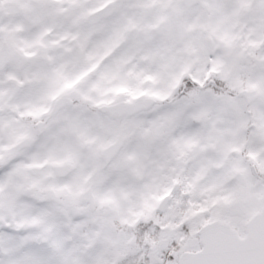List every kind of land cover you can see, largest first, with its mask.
I'll return each instance as SVG.
<instances>
[{
    "label": "snow or ice",
    "instance_id": "obj_1",
    "mask_svg": "<svg viewBox=\"0 0 264 264\" xmlns=\"http://www.w3.org/2000/svg\"><path fill=\"white\" fill-rule=\"evenodd\" d=\"M0 264H264V0H0Z\"/></svg>",
    "mask_w": 264,
    "mask_h": 264
}]
</instances>
